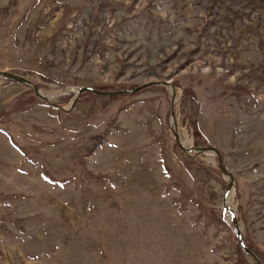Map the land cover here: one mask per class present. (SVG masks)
Segmentation results:
<instances>
[{"label": "rangeland", "instance_id": "rangeland-1", "mask_svg": "<svg viewBox=\"0 0 264 264\" xmlns=\"http://www.w3.org/2000/svg\"><path fill=\"white\" fill-rule=\"evenodd\" d=\"M0 264H264V0H0Z\"/></svg>", "mask_w": 264, "mask_h": 264}, {"label": "water", "instance_id": "water-1", "mask_svg": "<svg viewBox=\"0 0 264 264\" xmlns=\"http://www.w3.org/2000/svg\"><path fill=\"white\" fill-rule=\"evenodd\" d=\"M4 75L9 77V78H11V79H13V80H17V81H21V82H26V83L32 84V81L29 78L24 77V76H20L19 74H16V73H11L10 72V73H4ZM149 84L150 83H146V84H143V85L135 87V88L122 89V90H111V91L99 90V89H97L95 87H91V86H81V87L78 88V93H79V95H81L84 92H90V93H93L95 95L104 96V97L105 96L124 95V94H130V93L139 92L143 88L148 86ZM36 90H37V88H36ZM202 149L203 150L213 151V152H215V153H217L219 155V151L215 147L209 146V147H203ZM235 228H236L237 240H238V243H239L240 247L242 248V250L246 254L256 258L255 253L243 242L242 234L240 232V228H239V225H238L237 221H235Z\"/></svg>", "mask_w": 264, "mask_h": 264}, {"label": "trees", "instance_id": "trees-1", "mask_svg": "<svg viewBox=\"0 0 264 264\" xmlns=\"http://www.w3.org/2000/svg\"><path fill=\"white\" fill-rule=\"evenodd\" d=\"M99 90H108L107 88H103V87H100V88H97ZM123 89H126V88H123ZM85 93H90V92H84L82 94H85ZM111 97H114V96H111ZM239 244V243H238ZM240 246V245H239ZM250 249H252V247L249 246Z\"/></svg>", "mask_w": 264, "mask_h": 264}, {"label": "bare ground", "instance_id": "bare-ground-1", "mask_svg": "<svg viewBox=\"0 0 264 264\" xmlns=\"http://www.w3.org/2000/svg\"><path fill=\"white\" fill-rule=\"evenodd\" d=\"M230 198H231V194H230Z\"/></svg>", "mask_w": 264, "mask_h": 264}]
</instances>
